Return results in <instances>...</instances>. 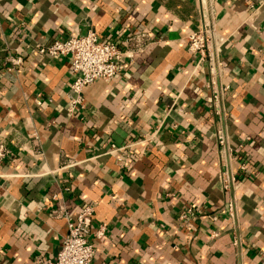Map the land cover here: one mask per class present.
I'll use <instances>...</instances> for the list:
<instances>
[{
    "label": "crops",
    "instance_id": "1",
    "mask_svg": "<svg viewBox=\"0 0 264 264\" xmlns=\"http://www.w3.org/2000/svg\"><path fill=\"white\" fill-rule=\"evenodd\" d=\"M204 1L224 38L221 119L188 51L199 0H0V264L53 261L68 232L56 212L88 204L105 226L92 264H264V0ZM90 31L152 41L70 113V64L38 47Z\"/></svg>",
    "mask_w": 264,
    "mask_h": 264
},
{
    "label": "built area",
    "instance_id": "2",
    "mask_svg": "<svg viewBox=\"0 0 264 264\" xmlns=\"http://www.w3.org/2000/svg\"><path fill=\"white\" fill-rule=\"evenodd\" d=\"M253 10L256 8L253 7ZM199 24L197 29L188 37V51L198 57L197 67L206 65L209 71L207 88L211 90V113L213 116L223 117L224 95L228 87L218 85L217 78L222 67L220 61L221 44L224 38H219L216 29L215 9L208 6L204 0H199L198 6ZM152 41L147 33L132 31L122 39L103 40L94 32L83 36L57 39L47 46H39L38 52L42 56L51 59H67L73 81L71 91L77 98L70 99L69 112L72 113L77 104H81L80 96L84 89L98 81H112L120 75L128 59H132L135 53H141L145 49V43ZM13 67L21 64V60L12 59ZM8 71H10L8 69ZM220 152L228 148V139L222 129L217 131ZM127 147L112 145L110 152L124 151ZM11 156L10 150L0 144V167ZM125 168V165H123ZM221 179L226 191L232 190L235 178L228 173H222ZM231 209V207H230ZM233 212V210L231 211ZM95 207L91 204L80 208L75 217H71L65 208L56 212V217L66 220L68 232L57 257L48 264H92L95 257V248L91 242L92 237L104 236L105 226H100L93 231ZM191 210L187 209L180 216L185 221Z\"/></svg>",
    "mask_w": 264,
    "mask_h": 264
}]
</instances>
